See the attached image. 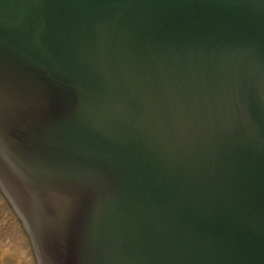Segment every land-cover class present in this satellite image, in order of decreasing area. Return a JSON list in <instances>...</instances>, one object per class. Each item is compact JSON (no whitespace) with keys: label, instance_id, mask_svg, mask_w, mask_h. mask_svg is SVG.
Segmentation results:
<instances>
[{"label":"water","instance_id":"95a60500","mask_svg":"<svg viewBox=\"0 0 264 264\" xmlns=\"http://www.w3.org/2000/svg\"><path fill=\"white\" fill-rule=\"evenodd\" d=\"M0 188L37 264H264V0H0Z\"/></svg>","mask_w":264,"mask_h":264},{"label":"rangeland","instance_id":"374dc122","mask_svg":"<svg viewBox=\"0 0 264 264\" xmlns=\"http://www.w3.org/2000/svg\"><path fill=\"white\" fill-rule=\"evenodd\" d=\"M0 264H37L30 238L1 190Z\"/></svg>","mask_w":264,"mask_h":264}]
</instances>
